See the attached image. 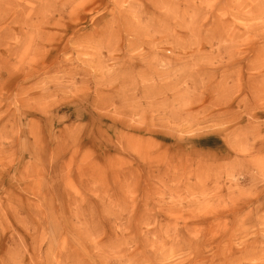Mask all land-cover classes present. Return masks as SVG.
<instances>
[{"label":"rangeland","instance_id":"1","mask_svg":"<svg viewBox=\"0 0 264 264\" xmlns=\"http://www.w3.org/2000/svg\"><path fill=\"white\" fill-rule=\"evenodd\" d=\"M0 264H264V0H0Z\"/></svg>","mask_w":264,"mask_h":264}]
</instances>
